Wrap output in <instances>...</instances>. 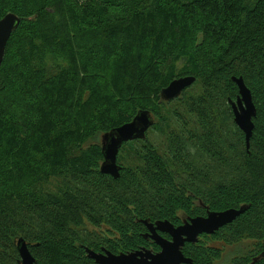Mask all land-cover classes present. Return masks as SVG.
<instances>
[{
	"label": "trees",
	"instance_id": "obj_1",
	"mask_svg": "<svg viewBox=\"0 0 264 264\" xmlns=\"http://www.w3.org/2000/svg\"><path fill=\"white\" fill-rule=\"evenodd\" d=\"M10 12L22 21L0 65V264H22L19 238L36 264L158 251L143 220L241 206L183 251L251 264L264 249V0H0ZM185 75L196 81L163 100ZM234 76L257 110L249 147ZM142 109L154 126L123 144L119 177L102 173V135ZM226 245L242 250L225 260Z\"/></svg>",
	"mask_w": 264,
	"mask_h": 264
},
{
	"label": "water",
	"instance_id": "obj_2",
	"mask_svg": "<svg viewBox=\"0 0 264 264\" xmlns=\"http://www.w3.org/2000/svg\"><path fill=\"white\" fill-rule=\"evenodd\" d=\"M21 21V17L14 12H10L0 19V65L4 60L8 41ZM233 80L238 84L240 93L236 100L230 99V103L233 108L235 122L245 132L247 146L249 147L254 130L253 119L257 110L251 91L244 79L234 76ZM195 81L196 77L194 75L174 78L161 90L162 99L169 101L177 98ZM154 124L155 117L152 112L149 109H142L131 121L104 133L101 137L104 155V160L100 166L101 172L119 177L122 165L118 161V155L123 144L136 139H145L148 130ZM245 209V206L222 211L208 209L206 215L190 217L178 226L170 220H143L149 229L146 237L153 238L162 247V250L158 253H153L147 248L113 253L110 250L96 251L87 247L86 251L88 256L98 264H181L189 261L181 250L185 242H196L201 234L214 233L221 227L233 222ZM159 231L169 233L172 240L163 238ZM17 245L22 264H36L35 257L24 238H19ZM262 256L264 257V252ZM255 261H257V258L251 264H255Z\"/></svg>",
	"mask_w": 264,
	"mask_h": 264
},
{
	"label": "flooded vegetation",
	"instance_id": "obj_3",
	"mask_svg": "<svg viewBox=\"0 0 264 264\" xmlns=\"http://www.w3.org/2000/svg\"><path fill=\"white\" fill-rule=\"evenodd\" d=\"M206 214H207V210H206ZM206 214H204V215H206ZM186 218H183V220H182V222L180 223V224H175L176 226H178V225H181V224H183L184 223V220L185 219H189L190 217H195V216H185ZM229 224V223H228ZM224 227V226H223ZM222 228V227H221ZM220 228V229H221ZM219 230V229H218ZM217 230V231H218ZM148 231H149V229H148ZM217 231H215V232H217ZM214 232V233H215ZM159 233L161 234V236L163 237V238H165V239H168V240H172V236L169 234V233H167V232H163V231H159ZM214 233H212V234H208V233H203V234H201V235H209V236H211V235H213ZM200 235V236H201ZM200 236L198 237V239L200 238ZM148 237V236H147ZM150 239L154 242V243H156L157 245H158V247H159V250L158 251H155L153 248H147V249H150L153 253H158V252H160L161 250H162V247H161V245H159L153 238H151L150 237ZM198 241V240H197ZM196 241V242H197ZM196 242H185V244L182 246V248H181V250H182V252H183V255L187 258V259H189V261H186V262H182L181 264H196L195 262H194V260L190 257V256H188V255H186L185 253H184V251H183V249L185 248V246H186V244H189V243H196ZM226 247L228 248V246L226 245ZM144 248H146V247H142L141 249H144ZM103 250H106L105 248H103L102 249V251ZM138 250V249H137ZM135 251V250H134ZM227 251V250H226ZM263 252H264V249L262 250V252L257 256V257H255L254 259H253V261L257 258V261L259 260V258H261V257H263L262 256V254H263ZM252 261V262H253ZM257 261H255V263L257 262Z\"/></svg>",
	"mask_w": 264,
	"mask_h": 264
},
{
	"label": "rangeland",
	"instance_id": "obj_4",
	"mask_svg": "<svg viewBox=\"0 0 264 264\" xmlns=\"http://www.w3.org/2000/svg\"><path fill=\"white\" fill-rule=\"evenodd\" d=\"M149 136L152 140L155 141V143L157 144H163V142L165 141V136L163 134H161L159 131H157L156 129L153 131L149 132ZM231 245L228 246V249L226 251V256H225V260H229L230 257L232 256V254L236 251L242 250V246H232Z\"/></svg>",
	"mask_w": 264,
	"mask_h": 264
}]
</instances>
